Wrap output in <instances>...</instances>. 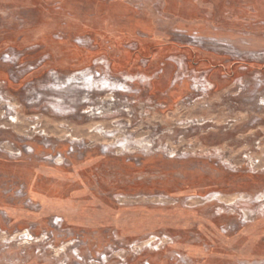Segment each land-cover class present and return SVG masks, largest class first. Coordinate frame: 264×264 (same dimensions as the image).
<instances>
[{
  "label": "rangeland",
  "instance_id": "obj_1",
  "mask_svg": "<svg viewBox=\"0 0 264 264\" xmlns=\"http://www.w3.org/2000/svg\"><path fill=\"white\" fill-rule=\"evenodd\" d=\"M42 5L0 0V264H264V0H196L198 34L164 29L228 43L197 50L244 63L203 94L207 72L173 58L191 89L174 108L103 56L28 72L43 62Z\"/></svg>",
  "mask_w": 264,
  "mask_h": 264
},
{
  "label": "crops",
  "instance_id": "obj_2",
  "mask_svg": "<svg viewBox=\"0 0 264 264\" xmlns=\"http://www.w3.org/2000/svg\"><path fill=\"white\" fill-rule=\"evenodd\" d=\"M26 1L32 6L43 4L40 23L44 27L37 47L41 54L37 58L43 60V65L37 75H45L50 69L69 72L103 56L110 61L114 75L147 78L134 84L139 85L138 90L144 89L151 102L165 108H174L191 92L185 78L176 81L180 67L173 58H182L181 67L206 71L213 91L230 87L242 75L240 63L167 38V26L172 31H201L193 21L196 0H149L141 8L128 0H87L85 6L77 3L81 10L70 7L72 0ZM187 5L193 7L191 12H185ZM140 9L144 12L138 15ZM78 39L88 42V46L78 45ZM253 68L248 64V70Z\"/></svg>",
  "mask_w": 264,
  "mask_h": 264
},
{
  "label": "built area",
  "instance_id": "obj_3",
  "mask_svg": "<svg viewBox=\"0 0 264 264\" xmlns=\"http://www.w3.org/2000/svg\"><path fill=\"white\" fill-rule=\"evenodd\" d=\"M177 34H178L180 40L185 42V43H183V45H185L187 47L194 48V49H203V48L208 49V48H211L208 45H211V46L213 45L216 47H221L220 49L222 51L226 50L228 52L230 51L232 54L234 53V51L231 50L232 49L231 45L228 43H220L215 39L202 38V37H199L198 35H191V34L184 33V32H179ZM76 43L78 45H81V46H88V44H89L88 42H86L82 39H78L76 41ZM229 55L232 56L231 54H229ZM22 57L23 56L21 54L16 55V53H14V54L8 53L5 56V62L11 63L12 65L15 64L18 66L21 62ZM99 63H100V65L107 64L105 62V60H103V59H101L99 61ZM42 64H43V62H39L35 65H33V64L29 65L28 66L29 67L28 72L36 71L38 69V67H40V65H42ZM241 64H244V63H241ZM107 67H108V69H110L109 64H107ZM52 74L55 76L58 75L55 71L52 72ZM196 82H197V84L194 86V89H193L195 92H201L203 94H207L214 89V86L211 84L210 80H208L207 76L201 77L200 79L196 80Z\"/></svg>",
  "mask_w": 264,
  "mask_h": 264
},
{
  "label": "flooded vegetation",
  "instance_id": "obj_4",
  "mask_svg": "<svg viewBox=\"0 0 264 264\" xmlns=\"http://www.w3.org/2000/svg\"><path fill=\"white\" fill-rule=\"evenodd\" d=\"M83 74H88L87 72H81V73H77V74H73V75H70V76H72L73 78H77L78 76H82ZM94 80V79H93ZM82 81H80V80H78L76 83H74L75 85H73V86H81V85H83V83H81ZM67 87V86H66ZM69 87V86H68ZM78 88V87H77ZM62 100H64L63 98H59L58 99V102L59 103H62L63 101ZM82 102V101H81ZM83 103V102H82Z\"/></svg>",
  "mask_w": 264,
  "mask_h": 264
},
{
  "label": "trees",
  "instance_id": "obj_5",
  "mask_svg": "<svg viewBox=\"0 0 264 264\" xmlns=\"http://www.w3.org/2000/svg\"><path fill=\"white\" fill-rule=\"evenodd\" d=\"M248 66V65H247Z\"/></svg>",
  "mask_w": 264,
  "mask_h": 264
}]
</instances>
